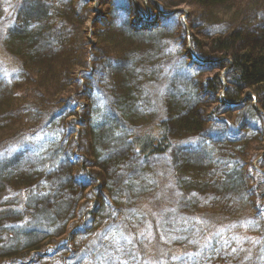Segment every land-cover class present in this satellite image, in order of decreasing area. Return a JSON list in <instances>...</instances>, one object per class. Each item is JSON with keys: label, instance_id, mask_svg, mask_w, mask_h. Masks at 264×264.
I'll list each match as a JSON object with an SVG mask.
<instances>
[{"label": "trees", "instance_id": "obj_1", "mask_svg": "<svg viewBox=\"0 0 264 264\" xmlns=\"http://www.w3.org/2000/svg\"><path fill=\"white\" fill-rule=\"evenodd\" d=\"M236 1L238 0H174L172 6L188 2L215 12L216 8L234 6ZM117 3L118 0H111L109 15L105 19L102 18L100 27L95 28L102 34L99 43L107 50L97 44L91 51L90 48H86L81 52L74 31L76 25L84 27L87 14L92 12L91 0H0V127H4L6 117H11L17 112L16 100L22 96H18L17 91L20 88L17 87L28 83V78L32 76L30 69L37 71L33 85L31 82L32 90L47 86L49 90L54 88L55 93L62 91L58 102L57 99H52L51 105L44 104L45 108L36 111L45 113L44 119L49 115L55 122L63 119V127L67 133L72 132L74 124V120L68 118L69 114H76L77 107L83 103L81 97L87 94V89L91 90L89 96H92L94 88H98L105 92L106 98L110 101L107 102V107L104 106L103 113H108L106 115L111 119L117 116L121 119L122 126L120 130L117 125L112 129L106 124L110 123L109 118L97 121L98 124H90L92 130H89V135L91 134L90 139L94 146V151L90 152L94 158L98 157L100 160L95 161V166L103 169L112 164H127L131 172L143 168L152 176V185L142 188L138 196H131L128 193V183L123 178L110 181L107 192L104 190L106 185L104 172H100L101 175H105L102 182L95 183V178L92 180L91 176L94 168L89 169L85 166L92 164L87 155L81 151L74 157L71 164L75 163L77 168L72 175L73 185L79 191V185L83 188L94 187L86 192L85 196L86 200L92 199L93 191L96 189L97 200H91L92 204H89V211L84 217L89 229H93L86 231L85 225H79L64 239L58 240L61 242L60 245L68 246L66 262L96 264V257L106 245V242H103L105 229L110 225L118 230L126 241L125 253L130 251L136 257L131 259L125 255L128 264H264V188L259 183L250 182V176L256 178L255 180H258L260 175L264 177V160L258 161V167L254 164L259 157L258 154L250 153V158L247 157L248 153H245L249 150V143H242L233 150L230 146L232 143H229V139L233 141L236 139L228 137L229 132H232V135H239L241 130L250 124H230L226 132L223 129L219 130L221 120L218 115L228 106L233 111L244 106L248 99L244 95L245 88H252L259 95V106L262 109L260 115L264 118V16L249 29L237 27L231 31L226 29L224 34H214L211 37L213 42L205 43L209 53L199 51L210 62H214L210 63L212 67L220 65L223 68L228 63L232 64L226 71L228 85L219 96L217 93L224 84L218 72L215 73V77L205 76L200 82L192 81L191 85L194 83L196 87L194 97L198 95L199 99L193 100V96L179 94L178 81L174 74L177 73V58L174 59L171 46L165 48V52H172L168 57V68L165 72L162 70L159 77L151 78L146 83L153 112L144 121L132 122L122 117L117 105L115 107L112 104L113 101L119 103L121 107L128 106L129 109L135 97L140 94V92L136 94L131 73L124 64L133 61L137 56L136 52L143 50L144 46L150 47L152 35L166 29L170 18L177 13H170L169 17L162 21L156 20L153 26L156 30L153 32L134 26L131 18L134 13L132 0L123 7L116 6ZM119 9H122L123 13L118 16ZM93 20L95 22L97 19ZM186 28L181 29L185 32ZM114 35L120 38L116 40L117 46L113 44ZM203 44L199 41L198 47ZM193 46L197 48V44ZM31 47H37L36 54H30ZM74 49L80 55L78 63L85 67L78 75L75 74V68H72L73 70L70 68L72 60L75 59L72 58ZM115 54L117 56H114ZM226 58L230 60L227 61ZM109 62L116 68L115 71H109L107 66ZM60 72H65V75L71 77L74 89L62 88L59 75L54 78ZM104 74L109 78L106 82L107 88L106 83L99 86L102 80L100 77ZM189 78L190 76L187 79ZM45 80H51V84L49 81L45 84ZM70 90L71 92L64 96L65 92ZM223 93L225 95H222ZM79 108L81 112L86 111V105ZM64 119L68 121L70 127L66 126ZM75 119L80 123L79 118ZM36 124L40 127L39 122ZM28 127H25L27 128L25 132L21 131L17 135L24 143L22 147L20 140L15 143L16 138L0 145V190H3L2 186L6 183V190L9 191L5 194V199L8 201L13 196L14 203L10 205V210L19 212L11 223L5 221L0 225V231H6L0 234L2 239L11 240L15 236L14 232L21 228L19 225L28 219L29 213L39 208L35 205L32 207L33 210H28L27 206L32 200L31 191L41 180L25 175L15 177L12 176L13 173L8 172L9 167L16 165L15 163L25 155V151L31 152L36 144V141H32L34 132L39 128L32 125ZM173 130L177 131L175 135L172 133ZM114 131H117V134ZM107 133L113 134L116 139H123L125 144L119 150L108 153V156L100 152V147L106 142ZM222 133L223 137L218 138ZM184 134L189 136L191 143L189 148L182 150L179 140ZM225 137L228 139L224 141L225 148L221 149L218 141ZM13 144L15 145L12 146ZM73 144L76 146L74 138ZM79 148L83 150L81 145ZM220 150L224 153L223 157H219L222 154ZM220 162L224 166L223 171L217 170ZM211 174L218 175L220 179L228 178L230 182L233 180L231 185H242L245 180L249 187L245 188V184L239 190L214 189L215 192L210 194L207 191L209 187L205 189L202 184L203 177L207 179V175ZM13 177L15 178L10 180ZM215 193L221 194L223 199L229 201L235 198L238 203L242 202L244 205L239 204L237 213L229 209L217 211L213 209L212 202L205 201L206 196L211 195L213 198L216 196ZM33 199L38 201L34 197ZM106 202L109 207L107 210L103 206ZM100 205L103 207L102 211L106 212L105 218L108 221L106 223H103V215L97 212ZM76 206L78 207V204ZM113 211L116 213L115 216L111 214ZM80 212H84L81 206ZM165 215L170 216L174 222L180 221L187 228L189 233L184 236L186 238L172 240L165 235L166 230L163 228ZM80 233L83 236L78 239L76 234ZM209 235H213V239L209 241L210 246L205 247L204 238ZM44 239L46 238L37 237L34 243L29 244L28 249L33 251L43 246L40 241ZM225 241L228 243L225 244ZM54 248L55 246H52L51 250ZM233 248L236 252H232ZM47 251L50 250L37 249L28 260H36ZM26 253L18 249L2 252L0 264H9L18 258L23 259ZM28 256L29 253L25 257ZM173 256H179L180 259H172Z\"/></svg>", "mask_w": 264, "mask_h": 264}, {"label": "rangeland", "instance_id": "obj_2", "mask_svg": "<svg viewBox=\"0 0 264 264\" xmlns=\"http://www.w3.org/2000/svg\"><path fill=\"white\" fill-rule=\"evenodd\" d=\"M128 1L130 0H118L116 6L123 7ZM166 1L167 2H164L163 0H132L134 6V13L131 16L133 24L136 28L141 27L142 30L149 29L154 32L156 27L153 26L156 20L162 21V19L169 17V14L172 12L177 14L176 16H172L170 18L166 29L152 35L150 47L144 46L143 50L136 52L137 56L133 59V61H128L127 64H124L127 70L131 73L130 77L132 79V83L134 84L136 94L139 92L140 94L138 97H135V101L132 106H129V109H127L128 106L121 107L119 103L113 101L112 104L115 107L117 105V109L122 112V117L128 121H144L153 112L151 111L152 104L148 99L146 83L151 78L159 77L162 70L165 72L168 68V57L172 54V52H165V48L168 46H171L170 49L173 51L174 59L177 58V73L174 72V74L176 75V80L179 82H177V85L179 86L177 91H179V94L194 97L196 87L194 83L192 84L194 86L191 85L192 81L196 80V82H200L205 76L215 77V73L218 72L222 76L224 84L219 93H217L218 96L221 95L224 87L226 88L228 85L226 71L232 64L230 65V63H228L226 66H223V68H221L222 66L220 65L212 67L210 63L214 62H210V60L206 59V56L202 54L203 52L208 51L206 50L205 43L207 41L208 43H212L213 39L211 37H213L216 33L224 34L226 29L227 31H231L237 27L249 29L252 24L258 22L260 19L262 20V17L264 16V0H238L234 6H226L224 9L216 8L215 12L211 10H204V8H200L197 5L188 2L180 4L177 3L176 6H172L174 4V0ZM109 6H111V0H91L90 8L92 12L87 14V21L84 27L76 25L77 27L74 31L77 35V41L79 44L78 48L81 52L86 48H90L89 50L91 51V48L97 44L107 50L103 45H101V43H99V38L102 34L98 30H95V28L100 27V23L103 20L102 18L105 19L107 15H109ZM117 13L119 16L123 13V10L119 9ZM98 18H100V20H98ZM93 19L97 20L94 22ZM179 23H181V25ZM184 27H187L185 32L181 29H184ZM158 36L163 37L161 38ZM116 40H120V38L119 36L114 35L113 44H118ZM199 41L204 43L200 47H198ZM194 44H197L196 49L193 46ZM174 47L176 51H174ZM36 52L37 47H31L30 54H36ZM207 53H209V51ZM72 56V58L75 57V59L72 60L70 68H75V74L78 75L85 67L83 68V66L78 63L80 55L75 52V49ZM114 56L117 55L115 54ZM226 59L227 61L230 60L229 58ZM107 66L109 71L116 70V68L110 65V62ZM30 71L32 76L28 78V83L24 84L22 87L19 85L17 87L20 88L17 91L19 93L18 96L22 95L16 100V108L18 107L17 112L13 113L11 117H6L5 122H3L4 127H0V145L13 140L14 138H16L15 143L18 142L20 139H18L17 135H19L21 131L25 132L30 125L38 127L36 123L39 122L40 127H38L39 129L34 132L35 136L33 137L32 142L36 141V144L33 146L32 151H25V155L15 163L16 165L9 167L8 170V172L13 173L12 176L15 177H22L25 175L28 178L33 176V178L41 180L32 190L33 192L31 191L30 196L32 200L28 202L27 206L28 210H33L32 207L35 205H38L39 208L31 214L29 213L27 217L28 219L19 225L21 228L14 232L15 236H13L11 240H8V238H0V253L13 249H18L23 253L27 252L23 259L18 258L9 264H68L66 262L68 246L60 245L61 242L58 240L64 239L65 236L71 234V230L79 225H85L86 231H91L93 229H89V225L84 217H86V214L89 211V204L91 205L92 201L97 200V197H95L97 193L96 189L93 191L92 199L88 198L86 200L87 196H85L86 192L90 191V189L94 187L83 188L79 185V191L76 186L73 185L72 175H74V169L77 168V166L75 167V163L71 164L74 157L78 156L81 151L87 155V159L92 164L90 166L85 164V166L89 169L94 168V173H91V176L92 180L95 178V183H98L99 181L102 182V178H105L106 175V185L104 186V190L107 192H109L108 186H110V181H113L115 178L125 179V182L128 183V193L131 196H138V192L142 188H147L152 185L153 181L151 174L147 173V170H144L143 168H137L131 172V169L127 164H112L108 166V168L103 167V169L102 167L95 166V161L100 160L98 157L94 158L93 153L90 152L94 151V146L90 139L92 137L91 134L89 135V130H92L90 124H98L99 122L97 121H100L103 118H109L110 123L106 122V124L111 126L112 129L115 125H117L119 129H116L120 130L122 126L121 119L117 116H114V118L111 119L108 115H106L108 113H103L104 106L107 107V102H110L106 98L103 90L94 88L92 96H89L91 90L87 89V94L81 97L83 102L82 105H86V111L81 112L79 107H82V105H79L77 107L76 114H69L70 116L68 118L71 117L72 120H74L75 125L72 124V132L67 133L63 127V119L55 122L49 118L51 117L50 115L44 119L43 117L46 114L36 111L37 109L45 108V105H51L52 99H57L56 102H58V97L62 95V91L55 93L54 88L49 90L47 86L40 89L36 87L32 90L31 88L33 87L31 86V82L33 85L37 76V71H33L31 69ZM66 71L69 72L71 70ZM64 73L60 72V74H56L54 78L59 75L62 88L64 87V89L68 90L74 89L75 86L73 85V80L70 76L67 74L65 75ZM188 76H190L189 79H187ZM100 78L102 79L99 82V86L101 87L108 81L109 78L106 74L102 75ZM83 79L86 81L85 77H83ZM48 81L49 83L51 82V80H45V84ZM86 87H88V85ZM105 87L107 88V83L105 84ZM70 92L71 90L69 92H65L64 96ZM222 95L225 94L223 93ZM244 95L248 97V99L245 101V105L241 106L240 109L233 111V109L228 106V108L221 110L218 113L221 120L219 130L223 129L228 132L230 124H250L244 130H241L239 135H232V132H229L228 137H235L236 139L234 141L229 139V143H232V145H230L232 150L234 147L236 148L237 146H241L242 143H249V150L245 154L248 153V158H250V153L258 154L259 157L257 156L258 158L254 161V164L259 167L258 161L262 159L264 160V118L260 115L262 109L259 106L258 93L252 88H245ZM196 98L199 99L198 95L194 97L193 100ZM46 112H48V110ZM76 117L79 118L80 123L78 122V119H75ZM64 122L66 123V126L70 127L67 120L64 119ZM175 132L177 131H172L174 135L176 134ZM114 133L117 134V131H114ZM106 136V142L100 147V152L106 156H108V153H113L125 146L123 139H116V137H114L111 133H107ZM184 137L185 139H183ZM222 137L223 133L218 136V138ZM73 138L74 142H76V146L73 144ZM180 138L179 145L182 146V150L189 148L188 146L191 143L189 136L184 134L183 136H180ZM225 139L228 138L225 137L224 139L218 141L221 145V149L225 148ZM20 141L22 142L20 147H22L24 143L22 140ZM14 145L15 144L12 146ZM80 145L83 150L79 148ZM220 151L222 154H220L221 156L219 157H223L224 153L222 150ZM223 169L224 166H222V162H220L219 169L217 170L223 171ZM100 172H104L105 175H101ZM70 175L71 178H69ZM15 177L10 178V180H13ZM250 177L251 184L256 182L264 188L263 176H258L260 177L258 180H255L256 178L253 176ZM68 178L69 180L67 181ZM206 178L207 179H205V176L203 177L204 183L202 185L205 186V189L209 187L207 191L208 193L210 192V194L215 192L214 189L231 190L232 188H236L239 190L242 188V185L245 184V188L249 187L245 180L242 182V185H231L233 180L230 182L228 181V178L220 179V177L216 174L207 175ZM235 179L238 180L237 178ZM218 180L223 183L220 181L216 182ZM226 182L228 184H226ZM29 185L31 186V184ZM2 187L3 190H0V225L4 224L5 221L11 223L12 219H15L14 217L19 215V212L16 213V211L10 210V205L14 203V197L12 196V198L8 201L5 199V194L9 191V189L6 190L7 184L4 183ZM218 196H220V198H218ZM33 197L38 199V201L33 199ZM222 197L223 196L221 194H216L213 198L209 195L205 197V201L212 202L213 209L217 211L229 209V211L234 213L239 211V204L244 205L242 202L238 203L235 198H232L231 202L226 198L223 199ZM77 204L78 207L76 206ZM80 206L84 208V212H80ZM101 206L102 205L98 206L97 212L103 215V223H106L108 222L105 218L106 212L102 211L103 207ZM103 206L106 210L109 209L107 202L104 203ZM20 214L22 213L20 212ZM110 227L116 232V235L119 237V244L124 249L126 241L123 239L122 235H120L118 230H115L113 226L108 225L105 229L103 238V242H106V245L105 248L101 250V253H99L96 257V264H99L97 258L104 255L108 257L106 264H120L119 260L113 259L115 256H119L121 254L115 251L116 244L111 238V233L109 231ZM163 228L166 230L165 235L168 238H172V240L186 238L184 236L189 233L187 228L180 221L174 222L171 220L170 216H166ZM1 233L4 234L6 231H0V234ZM105 235L108 236V239H105ZM72 236L74 237L75 235ZM76 236L79 239L83 236V234H76ZM37 237H45L46 239L40 241V244L43 246L38 247L35 250L38 249V251H43V249L48 248L50 251H47V253L43 252V255L36 260H28V258L32 256V252L35 251H30V249H28L30 246L29 244L34 243ZM52 246H55V248L51 250ZM28 253L30 256L25 257ZM125 258V255L121 257V259ZM2 259L4 258H1V260Z\"/></svg>", "mask_w": 264, "mask_h": 264}, {"label": "snow or ice", "instance_id": "obj_3", "mask_svg": "<svg viewBox=\"0 0 264 264\" xmlns=\"http://www.w3.org/2000/svg\"><path fill=\"white\" fill-rule=\"evenodd\" d=\"M111 214H112L113 216L116 215V213H115L114 211H113ZM201 223H205V221H201ZM109 231H110V233H111V238H112L113 242L116 244L115 251H117V252H119V253L121 254V255H119V256H115L113 259H114V260H119V261H120V264H128V260H126V259H121V257H122L123 255H128V256L131 257V259H135L136 257L133 256V255L131 254L130 251H129L128 253H125V252H124L123 247H121L120 244H119V237L116 235V232H115L111 227L109 228ZM102 234H103V233H102ZM213 235H215V234H213ZM213 235H209V236H206V237L204 238V246H205V247H209V246H210V245H209V241H211V240L213 239ZM105 239H108V236H107V235H105ZM130 242H131V241H129V243H130ZM192 242L195 243L196 241H192ZM227 243H228V242L225 241V244H227ZM232 252H236V249L233 248V249H232ZM97 259H98V261H99V264H106V261H107L108 257H107L106 255H104V256L98 257ZM172 259H180V257H179V256H173Z\"/></svg>", "mask_w": 264, "mask_h": 264}]
</instances>
